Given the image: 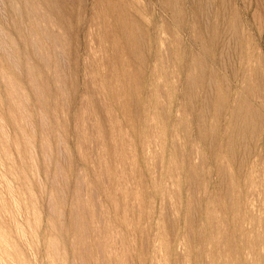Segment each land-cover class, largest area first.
<instances>
[{"label": "rangeland", "instance_id": "374dc122", "mask_svg": "<svg viewBox=\"0 0 264 264\" xmlns=\"http://www.w3.org/2000/svg\"><path fill=\"white\" fill-rule=\"evenodd\" d=\"M103 1L0 0V264H264V0Z\"/></svg>", "mask_w": 264, "mask_h": 264}, {"label": "bare ground", "instance_id": "6f19581e", "mask_svg": "<svg viewBox=\"0 0 264 264\" xmlns=\"http://www.w3.org/2000/svg\"><path fill=\"white\" fill-rule=\"evenodd\" d=\"M102 1H103V0H102ZM106 1H107V0H106ZM106 1H105V3H107V4H108V7H110V1H109V0H108L109 2H108V1L106 2ZM116 1H117V0H116ZM122 1H123V0H122ZM122 1L120 0L119 2H122ZM103 3H104V1H103ZM112 3H113V1L111 2V4H112ZM122 3H123V2H122ZM123 4H124V3H123ZM94 5H95V4H94ZM124 5H125V4H124ZM104 6H106V4H104ZM96 7H97V6H96ZM100 7H101V5H100ZM106 7H107V6H106ZM108 7H107L106 9H108ZM111 7H114V6H111ZM117 7H118V6H117ZM121 7H122V6H121ZM125 7H126V5H125ZM118 8H119V7H118ZM118 8H117L116 10H114V11L112 10V12H113L114 20L117 21V19H118V20L120 21V23H121V22L123 21V19H125V20L127 19L126 17H127L128 15H127V16H124L125 13H126V12L124 11V8H123V9H121V8L118 9ZM127 8H128V7H127ZM96 10H97V9H96ZM98 10H99V7H98ZM98 10H97V12H98ZM101 11H102V10H101ZM99 12H100V10H99ZM99 12H98V13H99ZM107 12H108V15L111 14V12H110V8L107 10ZM99 14H100V13H99ZM108 15H107V16H108ZM111 15H112V14H111ZM111 15H110V16H111ZM133 15H134V13H133ZM101 16H102V17H101ZM104 17L106 18L105 13H104ZM104 17H103V15L100 14L99 19H101V18L103 19ZM111 17H112V16H111ZM97 18H98V17H97ZM97 18H96V19H97ZM105 18H104V20H105ZM133 18H134V17H133ZM111 19H112V18H111ZM125 20H124V21H125ZM131 20H132V19H131ZM141 20H142V19H141ZM105 21H108V20H105ZM119 21H118V22H119ZM124 21H123V23H122L121 25H123V24L125 23ZM128 21H130V19H129ZM133 21H134V20H132V23H133ZM102 22H103V25H104V21H102ZM112 22H113V19H112ZM118 22H117V23H118ZM126 22H127V20H126ZM109 23H110V22H109ZM117 23H116V24H117ZM129 23H130V22H129ZM106 24H107V26H108V22H106ZM111 24H112V23H111ZM111 24H109V25H110L109 27L112 28V27L114 26L113 24H115V23L112 24L113 26H111ZM133 24H135V21H134ZM131 25H132V24H131ZM115 26H116V25H115ZM124 26H125V24H124ZM127 26H128V24H127ZM133 26H134V25H133ZM118 27H120V28H119V31L122 32L121 34L127 36L126 33H128V31H125V30H124V29L126 28V26H125L124 28H123L122 26H118ZM102 28H103V29H104V28H107V29H105L106 34H104V38H105V37H110L111 35H110V36H106V35L108 34V33H107L108 27H105V25H104V27H102ZM102 28H101V29H102ZM111 28H110V29H111ZM128 28H129V27H128ZM134 28L137 29V26L135 25ZM101 29H100V30H101ZM103 29L101 30L102 32H104ZM114 29H117V27L114 28ZM114 29H113V30H114ZM120 29H121V30H120ZM126 29H127V28H126ZM136 29H135V31L137 32ZM98 30H99V29H98ZM129 30H130V29H129ZM131 30H132V29H131ZM108 32H109V34H111L110 31H108ZM112 32H113V31H112ZM114 32H115V31H114ZM114 32H113V33H114ZM116 32L118 33V30H117ZM116 32H115V33H116ZM131 32H132V31H131ZM154 32H155V31H154ZM128 34H129V33H128ZM133 34H134V33H133ZM117 35H118V34H117ZM117 35H115V37H116ZM130 35H132V33H131ZM102 36H103V34H101V37H102ZM112 36H113V38H114V35H112ZM112 36H111V37H112ZM118 36H119V35H118ZM121 36H122V35H121ZM126 36H124V37H126ZM128 36H129V35H128ZM128 36H127V38H128ZM132 36L135 37V34L132 35ZM136 36H137V34H136ZM119 37H120V36H119ZM99 38H100V37H99ZM104 38H103V39H104ZM113 38H112V40H113ZM127 38H124L125 41H124V39H122V38H120V39L115 38V39H117V41L120 40V41L126 42V39H127ZM129 38H130V37H129ZM105 39H106V38H105ZM109 39H110L109 45H110V43L115 42V41L112 42V41H111V38H109ZM121 39H122V40H121ZM133 39H134V38H133ZM133 39H132V40H133ZM117 41H116V42H117ZM127 41H128V40H127ZM134 41H135V40H134ZM152 41H153V40H152ZM104 42H105V41H104ZM129 42H130V40H129L127 43H129ZM114 44H115V43H114ZM116 44H117V43H116ZM116 44H115V45H116ZM121 44H122V43H121ZM123 44H124V43H123ZM133 44H134V43H133ZM135 44H137V43H135ZM135 44H134V45H135ZM102 45H103V44H102ZM125 45H127V44H125ZM125 45H123V46H125ZM130 45H131V47H130ZM110 46H112V45H110ZM117 46H118V48H119L120 44H118ZM123 46H122V47H123ZM127 46H129V47H128V49L126 48V49L128 50V52H127L126 54H128V53L130 52L129 55H133L135 49H136V50L138 49V48H136L137 45H135V47H134L135 49H133L131 43H130L129 45H127ZM115 47H116V46H115ZM120 47H121V46H120ZM125 47H126V46H125ZM125 47H124V48H125ZM154 47H155V46H154ZM118 48H116V50H115V56H116V58L119 57V56H118V51H119L120 49L118 50ZM124 48L121 49V51H122V50L124 51V50H125ZM146 48H147V47H146ZM114 49H115V48H114ZM106 50H107V49H106ZM117 50H118V51H117ZM132 50H133V51H132ZM108 51H109V49H108ZM108 51H107V52H108ZM102 52H103V51H102ZM125 52H126V50L124 51V53H125ZM132 52H133V53H132ZM169 52H170V51H169ZM104 53H105V51H104ZM131 53H132V54H131ZM136 53H137V52H135L134 54H136ZM119 54H120V53H119ZM137 54H138V53H137ZM105 55L107 56L108 54L106 53ZM106 56H104V57H106ZM110 56H111V55H110ZM133 56H134V55H133ZM112 57H113V56L109 57V55H108V57H106V58H107V59L109 58L108 60L114 62V61H115L114 58H113L114 61L111 60ZM124 57H125V56H124ZM97 58H98V57H97ZM110 58H111V59H110ZM129 58H130V57H129ZM129 58H128V60H129ZM162 58H163V56H162ZM107 59H106V60H107ZM119 59H120V58H119ZM123 59H124V58H123ZM149 59H150V58H149ZM193 59H195V58H193ZM98 60H99V59H98ZM106 60H105V61H106ZM121 60H122V58H121ZM126 60H127V59L125 58V61H124V62H125V65H126ZM110 61H109V63H110ZM95 62H96V61H95ZM100 63H101V62H100ZM107 63H108V61H107ZM109 63H108V64H109ZM117 63H118V61H117ZM117 63H116L115 66H117ZM160 63H161V61H160ZM104 64H105V63H104ZM119 64H120V63H119ZM123 65H124V64L122 63V66H123ZM163 65L166 66L167 64L165 65V62H164ZM105 66H106V65H105ZM115 66H114V67H115ZM118 66H119V65H118ZM108 67H109V66H108ZM108 67H107V68H108ZM124 67H125V66H124ZM162 67H163V66H162ZM103 68H104V67H103ZM117 68H118V67H116V69H117ZM126 68H128L127 65H126ZM104 69H106V68H104ZM114 69H115V68H114ZM116 69H115V71H116ZM121 69H122V68H121V64H120V70H121ZM124 69H125V68H124ZM129 69H130V67H129ZM111 70H112V69H111ZM117 70L120 71L119 68H118ZM126 70H127V69H126ZM194 70H195V69H194ZM108 71H110V70H108ZM130 71H131V70H130ZM212 71H213V70H212ZM105 72H106V70H105ZM112 72H113V71H112ZM124 72H125V71H124ZM190 72H191V70H190ZM109 73H110V74H113V73H111V72H109ZM115 73H116V72H115ZM115 73H114V74H115ZM120 73H121V72H120ZM191 73H192V72H191ZM191 73H190V74H191ZM114 74H113L112 76L109 75V76H107V77H108V78H109L110 76L113 77ZM125 74H126V73H125ZM129 74H130V73H129ZM188 75H189V74H188ZM191 75H192V74H191ZM193 75H194V74H193ZM117 76H119V74H118ZM117 76H116V77H117ZM194 76H195V75H194ZM125 77H126V76H125ZM188 77H189V76H188ZM117 78H118V77H117ZM114 79H115V78H114ZM189 79H190V78H189ZM126 80H127V79H126ZM245 81H246V80H245ZM123 82H125V80H124ZM188 82H189V81H188ZM208 82H209V80H208ZM209 83H210V82H209ZM123 84H124V83H123ZM112 85H113V84H112ZM124 85H125V84H124ZM124 85H123V86H124ZM131 85H132V84H131ZM189 85H190V84H189ZM194 85H195V84H194ZM91 86H93V85H91ZM136 87H137V86H136ZM226 87H227V86H226ZM226 87H225V88H226ZM246 87H247V86H246ZM111 88L113 89V87H111ZM124 88H125V87H124ZM105 89H106V88H105ZM122 89H123V87H122ZM132 90H133V89H132ZM210 90H211V87H210ZM220 90H221V89H220ZM244 90H245V89H244ZM239 98H240V97H239ZM159 99H160V98H159ZM111 100H112V99H111ZM91 109H92V108H91ZM116 109H117V108H116ZM93 114H94V113H93ZM94 117H95V116H94ZM205 118H206V117H205ZM91 119H92V118H91ZM95 119H96V118H95ZM96 121H97V120H96ZM91 124H92V123H91ZM109 124H110V123H109ZM115 125H116V124H115ZM94 126H96V125H94ZM98 127H99V126H98ZM97 130H98V129H97ZM143 130H144V129H143ZM95 132H96V131H95ZM143 135H144V134H143ZM113 137H114V136H113ZM97 139H98V138H97ZM115 140H116V139H115ZM95 141H96V140H95ZM109 141H110V140H109ZM96 142H97V141H96ZM98 143H99V142H98ZM96 145H97V144H96ZM97 147H98V146H97ZM100 148H101V147H100ZM100 148H99V149H100ZM236 148H237V147H236ZM96 149H97V148H96ZM122 149H123V148H122ZM97 151H98V150H97ZM115 151H116V150H115ZM98 152H99V151H98ZM130 152H131V151H130ZM107 153H108V152H107ZM114 154H115V153H114ZM101 155H103V154H101ZM101 155H100V156H101ZM105 155H106V154H105ZM108 156H109V154H108ZM122 156H123V155H122ZM86 157H87V156H86ZM98 157H99V156H98ZM180 158H181V157H180ZM104 159H105V158H104ZM160 162H161V161H160ZM105 163H106V162H105ZM121 164H122V163H121ZM91 165H92V164H91ZM97 165H98V164H97ZM88 166H89V165H88ZM105 166H106V165H105ZM105 166H104V167H105ZM102 168H103V167H102ZM108 169H109V168H108ZM117 169H118V168H117ZM133 169H134V168H133ZM161 170H162V169H161ZM97 171H98V170H97ZM93 172H94V171H93ZM136 173H137V172H136ZM91 175H92V174H91ZM122 175H123V174H122ZM125 175H126V174H125ZM96 176H97V175H96ZM115 176H116V175H115ZM137 176H138V175H137ZM105 177H106V176H105ZM123 177H124V176H123ZM125 177H126V176H125ZM159 177H160V176H159ZM97 179H98V177H97ZM108 179H109V178H108ZM126 179H127V178H126ZM101 180H102V179H101ZM130 181H131V180H130ZM137 181H138V180H137ZM159 181H160V180H159ZM109 182H110V181H109ZM162 182H163V181H162ZM103 183H104V182H103ZM119 183H120V181H119ZM126 183H128V182H126ZM135 185H136V184H135ZM137 186H138V185H137ZM109 187H111V185H110ZM119 187H120V186H119ZM127 187H128V186H127ZM144 188H145V187H144ZM100 189H101V188H100ZM116 189H117V188H116ZM154 189H155V188H154ZM139 191H140V190H139ZM163 192H164V191H163ZM104 193H105V192H104ZM110 193H111V192H110ZM139 193H140V192H139ZM139 193H138V194H139ZM106 195H107V194H106ZM115 195H116V194H114V196H115ZM137 196H138V195H137ZM107 197H108V196H107ZM112 197H113V196H112ZM117 197H118V196H117ZM121 197H122V196H121ZM125 197H126V196H125ZM116 199H117V198H115L114 200H116ZM229 199H230V198H229ZM114 200H113V201H114ZM116 201H118V200H116ZM119 201H120V200H119ZM135 201H136V200H135ZM140 202H141V201H140ZM125 205H126V204H125ZM134 205H135V204H134ZM137 205H139V204H137ZM112 206H113V205H112ZM126 206H127V205H126ZM114 207H115V206H114ZM139 208H140V207H139ZM133 209H134V208H133ZM126 210H127V209H126ZM140 210H141V209H140ZM138 213H140V212L138 211ZM166 214H167V213H166ZM252 215H253V214H252ZM126 217H127V216H126ZM136 217H137V216H136ZM142 217H143V216H142ZM129 218H130V217H129ZM124 219H125V218H124ZM128 221H129V220H128ZM116 223H117V222H116ZM117 224H118V223H117ZM148 224H149V223H148ZM144 242H145V241H144ZM120 243H121V241H120ZM149 257H150V256H149ZM199 258H200V256H199ZM156 262H157V260H156Z\"/></svg>", "mask_w": 264, "mask_h": 264}]
</instances>
